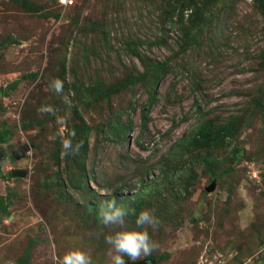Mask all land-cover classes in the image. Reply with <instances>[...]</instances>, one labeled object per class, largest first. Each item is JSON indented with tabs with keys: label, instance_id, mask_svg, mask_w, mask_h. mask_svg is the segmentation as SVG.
<instances>
[{
	"label": "rangeland",
	"instance_id": "374dc122",
	"mask_svg": "<svg viewBox=\"0 0 264 264\" xmlns=\"http://www.w3.org/2000/svg\"><path fill=\"white\" fill-rule=\"evenodd\" d=\"M72 1L0 0V264H54L72 249L108 264L106 237L140 230L144 209L160 220L147 228L157 248L137 262L264 264L256 0H196L199 18L184 0ZM149 61L171 68L152 99L128 86ZM56 78L70 106L50 89ZM42 105L54 114L39 113ZM61 117L73 143L83 141L77 155L63 154ZM228 124L233 136L217 144L215 129ZM111 199L135 209L123 226L100 223L98 207Z\"/></svg>",
	"mask_w": 264,
	"mask_h": 264
},
{
	"label": "clouds",
	"instance_id": "9594fccd",
	"mask_svg": "<svg viewBox=\"0 0 264 264\" xmlns=\"http://www.w3.org/2000/svg\"><path fill=\"white\" fill-rule=\"evenodd\" d=\"M64 81L56 78L51 81L50 89L56 94L63 97L66 105L71 104L68 95L64 94ZM38 112L41 114H54L55 109L50 105H42ZM58 123L61 125V133L67 132L62 141V150L64 155H77L83 147V141L79 140L75 144V130L67 129V120L64 117L59 118ZM179 175V174H177ZM102 192L101 195H108ZM135 214V209H129L125 206L118 205L115 199L102 201L98 207L97 216L100 223L104 226H123L125 218L130 214ZM135 224L140 230H123L117 231L113 235L106 237V243L111 247L107 253L109 257L108 264H136L142 257L152 254L157 248V243L150 237L147 228L156 229L160 220L150 210H141L136 215ZM147 226V227H145ZM125 257L128 259L125 260ZM54 264H94L89 253L81 249H72L67 251L62 257H54Z\"/></svg>",
	"mask_w": 264,
	"mask_h": 264
},
{
	"label": "trees",
	"instance_id": "16d2710c",
	"mask_svg": "<svg viewBox=\"0 0 264 264\" xmlns=\"http://www.w3.org/2000/svg\"><path fill=\"white\" fill-rule=\"evenodd\" d=\"M195 1L196 0H184V2H183L184 7L183 8H185V10L194 11L195 16L197 18H199V16L201 14L199 15V10H197L195 7L196 6ZM218 1H220V0H218ZM256 2L258 3L259 10L264 14V0H256ZM199 31H197L195 34L199 35V33H200ZM187 37H188V35H187ZM191 38L192 37L189 36L188 39L190 40ZM190 41H197V39H191ZM136 55L139 57V59H141V55H139L138 52L136 53ZM168 65H169L168 61H166V62L149 61L148 67L146 69L147 71L144 72L143 74H139L138 78H132V80L129 81L128 86L133 87V86H135L136 83L143 85V87L145 88V91L147 93H149V96H151L150 99H152L153 98L152 95H154V91L156 88L155 84H158L159 81H161L168 73L171 72V68ZM147 105H148L147 106V110H148L149 107L151 106V103H147ZM204 127H205V125H203L201 132L204 134V136H206L205 134H207V129ZM113 128L117 132V135H118L117 137L121 138L122 132H121V135L119 134V132H120V130L122 131L123 127L118 126V124L115 123V124H113ZM234 132H235V127L233 128L232 124H228V125H224L222 127H219L218 129H215L213 141H215V142H217V144L219 143L220 145L223 146V145H225L224 143H226L227 139L233 136ZM107 135L109 138H111L110 133H108ZM197 135L198 136L200 135V126H199V132L194 133V137L196 139L198 138ZM0 139H2L1 136H0ZM206 163H207V161H206ZM171 178L174 179L172 176H171ZM145 186H146L145 180L141 179L139 185L137 187L136 186H134V187L136 189H139V188H145ZM115 198H116V200L119 201L117 196ZM129 207L131 209L132 204Z\"/></svg>",
	"mask_w": 264,
	"mask_h": 264
},
{
	"label": "water",
	"instance_id": "95a60500",
	"mask_svg": "<svg viewBox=\"0 0 264 264\" xmlns=\"http://www.w3.org/2000/svg\"><path fill=\"white\" fill-rule=\"evenodd\" d=\"M14 86L11 85V86H7L4 88V94L7 93V91L11 88H13ZM28 151V147L27 146H22L20 148H18L17 150H15L13 153H12V157L15 159V160H20L21 158H24L26 156V153ZM10 174L13 176V177H24L26 175V171L25 170H19V169H14L10 172ZM128 264H131V263H128ZM136 264H145L144 262H137Z\"/></svg>",
	"mask_w": 264,
	"mask_h": 264
},
{
	"label": "built area",
	"instance_id": "2783aa9c",
	"mask_svg": "<svg viewBox=\"0 0 264 264\" xmlns=\"http://www.w3.org/2000/svg\"><path fill=\"white\" fill-rule=\"evenodd\" d=\"M73 3V1L72 0H59V5H65V6H67V5H71Z\"/></svg>",
	"mask_w": 264,
	"mask_h": 264
}]
</instances>
